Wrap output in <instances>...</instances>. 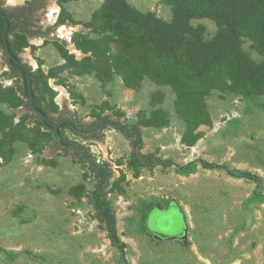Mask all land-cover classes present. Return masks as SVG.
<instances>
[{
	"label": "rangeland",
	"instance_id": "374dc122",
	"mask_svg": "<svg viewBox=\"0 0 264 264\" xmlns=\"http://www.w3.org/2000/svg\"><path fill=\"white\" fill-rule=\"evenodd\" d=\"M0 1L12 7L27 2ZM124 1L140 13L165 21L171 17L164 0ZM43 2L39 27L49 35L11 38L23 45L19 56L30 65L37 94L53 117L67 113L87 126L97 116L117 119L114 115L122 114L118 120L130 125L140 113L161 110L169 122L161 129L141 128L142 153L178 164L197 158L228 163L264 180V95L247 101L211 91L206 97L211 125L200 126L201 138L186 147L172 89L155 84L140 68L143 61L128 57L130 52L121 58L123 52L109 36L90 33L87 25L103 0ZM51 11L56 12L49 17ZM190 23L203 27L206 39L217 31L207 18ZM63 27L70 35L60 33ZM243 49L260 60L247 41ZM65 54L72 59L65 60ZM126 57L129 62L123 61ZM7 71L0 51V264H119V253L92 205L99 179L72 152L57 151L51 144L32 152L27 139L37 123L16 92L21 80L6 79ZM65 136L83 142L69 132ZM100 138L85 146L96 165L109 167L105 198L115 212L118 234L129 246L128 264H264V205L242 208L252 182L201 169L184 177L173 167L136 176L127 165L132 139L112 126ZM164 201L173 204L152 211L149 232L141 229L144 210Z\"/></svg>",
	"mask_w": 264,
	"mask_h": 264
},
{
	"label": "trees",
	"instance_id": "16d2710c",
	"mask_svg": "<svg viewBox=\"0 0 264 264\" xmlns=\"http://www.w3.org/2000/svg\"><path fill=\"white\" fill-rule=\"evenodd\" d=\"M164 2L171 9L168 21L158 18L154 13H140L124 0H103L93 12L87 26L90 33L96 37L109 36L115 41L123 52L120 54L121 58L130 52L131 56L128 57L136 58L139 63L143 61L144 65L139 64L140 68L155 84L172 89L176 95V114L185 127L181 143L186 147H192L202 136L198 131L199 127L211 125L210 115L206 110V97L211 91L229 92L247 101H256L264 95V0H164ZM2 5L3 2L0 1V12L9 19L8 43L15 56H19L23 45L17 46L11 36L21 35L31 39L46 38L49 35L50 31L43 32L40 27L33 29L37 27L33 23V16L36 11L45 7L43 0L27 17L25 12H21L24 21H20L17 14L8 15V10L3 9ZM203 18L212 20L217 25V31L211 39L204 37L203 27L194 28L190 23L191 20ZM61 22L59 20V23ZM1 27L0 20V33ZM244 41H247L250 50L260 57L259 61H254L244 51ZM0 51L8 68L6 79L21 80L16 92L25 99L23 106L30 113L33 122L37 123V127L31 130L32 137L27 139L32 152L37 154L43 146L49 144L57 151L70 152L61 148L55 131L32 113L27 102L24 73L6 57L1 39ZM128 57L123 61L129 62ZM64 58L67 61L72 59L67 54ZM31 77L36 106L53 122L57 121L61 112L57 117L52 116V111L37 94L32 72ZM125 80L128 84L127 79ZM260 103L257 102L255 105ZM121 115L115 114L117 119H112L110 115L97 116L89 125L84 126H95L101 121L108 120L111 123H104L103 128L114 126L127 139H132V150L127 165L134 175H139L143 170L152 171L157 167L162 169L173 167L178 175L184 177L197 173L199 169L223 171L231 178L254 184L252 192L242 203L243 209L250 210L252 206L264 205V180L257 173L203 158L178 164L170 158L142 153L141 128L166 127L169 120L163 111L157 110L150 115L140 113L136 122L130 125L121 124L118 120ZM95 140L102 139L98 136ZM73 155L85 164L77 153L74 152ZM88 168L99 179L92 192V205L97 218L103 224L110 244L119 253V264H128L126 254L129 246L121 240L117 231L115 212L105 198L104 184L108 178L100 181L104 172L99 175L90 165ZM172 204L171 201H164L161 204L154 203L145 209L140 221L141 229L148 231L147 222L152 211L167 209ZM176 206L183 214L182 209L177 204Z\"/></svg>",
	"mask_w": 264,
	"mask_h": 264
},
{
	"label": "flooded vegetation",
	"instance_id": "af4514ba",
	"mask_svg": "<svg viewBox=\"0 0 264 264\" xmlns=\"http://www.w3.org/2000/svg\"><path fill=\"white\" fill-rule=\"evenodd\" d=\"M41 2V0H27L26 3L20 5V6H6L2 5V8L7 11L8 15H11V13L17 14V17H19L20 21H24L23 14L21 12H25V15H29V13L37 7V5ZM20 8H22L20 10ZM18 9V11L16 10ZM16 10V11H15ZM20 10V11H19ZM45 10L44 8H41L40 10L36 11L33 18V23L37 26L33 29H37L39 27V21H40V15ZM38 19V21H37ZM21 25V24H20ZM59 119L55 121L54 123H61L59 130V135L62 137V140L58 139L59 144L61 145V148L63 150H68L72 153H77L81 159L89 164L92 167V164L94 163L93 169H95L97 174H101L104 172L102 177L100 178V181L106 180L109 177V167L107 164H100L96 166L95 161L91 157L89 153V149L85 146L87 141L95 140V137L100 136L102 131H104L103 125L104 123H111L110 121H101L98 125L86 127L84 126V123H78L73 117H71L67 113H60ZM109 127V126H108ZM114 127V126H112ZM121 127V126H120ZM69 132L71 135L77 136L80 139H83L82 144H78L76 141H72L71 139L67 138L65 136V133ZM62 134V135H61ZM82 147L83 149L77 150L75 147ZM85 150V151H83ZM84 154V158H83Z\"/></svg>",
	"mask_w": 264,
	"mask_h": 264
},
{
	"label": "water",
	"instance_id": "95a60500",
	"mask_svg": "<svg viewBox=\"0 0 264 264\" xmlns=\"http://www.w3.org/2000/svg\"><path fill=\"white\" fill-rule=\"evenodd\" d=\"M0 20L2 22L0 39L2 42L3 49H4V54L13 64H15L18 68H20L24 73L27 102H28V105H29L32 113L35 114L37 117H39L41 120H43L47 126L52 128L55 131V133L58 135V139L62 140V137L59 135V130H58L61 123H54L35 104L30 65H28L20 56H15L10 50L9 43H8V27H9L8 17L4 13L0 12ZM74 147L77 150L83 149L82 147H80V148L76 147V146H74ZM83 151H85V150H83ZM83 158H84V154H83ZM94 165L95 164L93 163L92 167H94Z\"/></svg>",
	"mask_w": 264,
	"mask_h": 264
},
{
	"label": "bare ground",
	"instance_id": "6f19581e",
	"mask_svg": "<svg viewBox=\"0 0 264 264\" xmlns=\"http://www.w3.org/2000/svg\"><path fill=\"white\" fill-rule=\"evenodd\" d=\"M13 2H15V1H18V2H23L24 0H12ZM11 1V2H12ZM56 11H51L50 12V14H49V17H52L53 16V14L55 13ZM60 33L65 37L66 35H70L69 34V32H68V30L66 29V28H61L60 29Z\"/></svg>",
	"mask_w": 264,
	"mask_h": 264
}]
</instances>
